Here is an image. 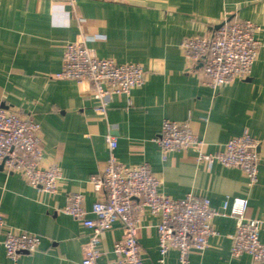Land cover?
Returning <instances> with one entry per match:
<instances>
[{"label": "crops", "instance_id": "1", "mask_svg": "<svg viewBox=\"0 0 264 264\" xmlns=\"http://www.w3.org/2000/svg\"><path fill=\"white\" fill-rule=\"evenodd\" d=\"M225 20L253 23L264 46V0H0V107L40 125L43 165L56 164L62 172L57 193L46 194L22 174L0 170L1 242L8 232L41 237L39 250L21 255L18 264H81L90 231L64 208L69 195L83 193L84 209L94 218L90 211L101 195L90 179L108 159L107 135L117 139L118 161L148 164L164 195L204 197L217 211L226 199L242 197L249 201L245 217L264 220V47L248 79L218 90L205 84L198 66L188 67L181 49L184 39L211 35ZM80 35L99 58L146 71L142 87L112 97L106 116L95 111L89 84L55 78L65 46ZM164 120L187 123L212 154L248 132L258 142V183L238 169L198 162L195 148L163 161L155 139ZM157 224L145 209L138 234L145 264L160 258ZM212 224L217 234L203 252L191 251L189 264H255L249 255L231 254L235 219L218 216ZM122 234L115 223L103 235L101 264L114 260L113 245ZM0 264H13L1 243ZM167 264H178L175 250Z\"/></svg>", "mask_w": 264, "mask_h": 264}, {"label": "built area", "instance_id": "2", "mask_svg": "<svg viewBox=\"0 0 264 264\" xmlns=\"http://www.w3.org/2000/svg\"><path fill=\"white\" fill-rule=\"evenodd\" d=\"M74 4L75 0H69ZM213 34L186 38L181 43L188 67H199L206 85L218 90L236 80L250 77L259 51L264 47L256 38L258 28L249 21L225 20ZM89 38L80 35L65 46L61 71L55 78L87 83L96 100L95 111L107 115L111 99L126 95L142 87L146 71L139 64H117L111 59L99 58L88 47ZM108 159L103 170L90 179L93 191L101 195L91 208L94 218H88L84 209V194L68 196L64 212L82 221L90 231L83 249L81 264H101L104 253L100 249L103 235L115 223L122 228V237L115 241L114 260L107 264H145L138 241L140 219L145 209L158 219V264H167L170 251L178 254V264H189L191 251L203 252L217 232L213 220L218 216L235 219L231 254L249 255L255 264H264V241L260 233L264 220L247 219L249 206L246 198L226 199L217 211L209 199L188 194L183 199H172L160 192L161 180L146 163L127 166L116 157L117 139L106 136ZM155 143L161 158L167 161L170 153L195 148L197 161L208 167L214 164L240 170L252 185L258 183L260 159L258 142L248 132L229 140L219 152L205 151L204 142L187 123L164 120ZM0 164L7 172L23 175L34 189L55 194L62 180L58 165H43V147L40 125L28 115L0 107ZM5 217L0 213V232ZM0 243L13 264L23 254L39 250L41 237L26 232H8Z\"/></svg>", "mask_w": 264, "mask_h": 264}, {"label": "water", "instance_id": "3", "mask_svg": "<svg viewBox=\"0 0 264 264\" xmlns=\"http://www.w3.org/2000/svg\"><path fill=\"white\" fill-rule=\"evenodd\" d=\"M221 26L222 24L218 25L215 30L219 29ZM0 170H4L3 164H0Z\"/></svg>", "mask_w": 264, "mask_h": 264}]
</instances>
